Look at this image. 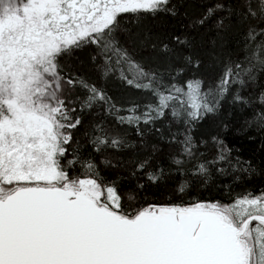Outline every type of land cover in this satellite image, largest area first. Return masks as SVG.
I'll use <instances>...</instances> for the list:
<instances>
[{
    "label": "snow or ice",
    "instance_id": "6c2138e0",
    "mask_svg": "<svg viewBox=\"0 0 264 264\" xmlns=\"http://www.w3.org/2000/svg\"><path fill=\"white\" fill-rule=\"evenodd\" d=\"M0 264H264V0H0Z\"/></svg>",
    "mask_w": 264,
    "mask_h": 264
},
{
    "label": "trees",
    "instance_id": "16d2710c",
    "mask_svg": "<svg viewBox=\"0 0 264 264\" xmlns=\"http://www.w3.org/2000/svg\"><path fill=\"white\" fill-rule=\"evenodd\" d=\"M193 0H189V5L191 7ZM202 129L207 131L208 130V125L205 124L202 126ZM212 134H215L214 132ZM252 135V133H247L243 131H237L235 127L231 128L227 133L224 134L225 139L227 142H229L230 147H232L233 151L231 153V156L234 157H241L244 160H250L252 158V146L248 143V136ZM197 136H199V132L197 133ZM260 142H256V147H259ZM213 146L211 143H209L207 148L201 147L199 149L200 152L202 153H207L208 158L211 159V154H212ZM259 163L258 159L256 161ZM232 170L229 169L228 172L224 175L219 176V178L214 177L215 184L212 187L211 192H205L204 195H211L216 192H220L221 194H227L226 189H222L220 186L221 184H228L231 182L233 185L238 184L239 182L235 181L232 176H231ZM247 178L251 181V183L243 185L242 187H233V192H240V191H252L253 189H256L257 191L260 188L259 184V170L256 171L255 173V179L253 176L249 175ZM196 193L194 192L193 195ZM165 195H168L165 193ZM213 198H218V196H214Z\"/></svg>",
    "mask_w": 264,
    "mask_h": 264
}]
</instances>
